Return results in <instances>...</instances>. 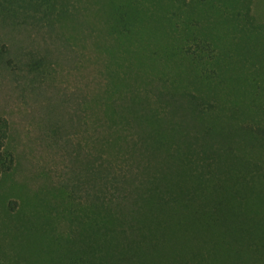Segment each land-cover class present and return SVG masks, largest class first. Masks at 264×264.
<instances>
[{
    "label": "trees",
    "instance_id": "1",
    "mask_svg": "<svg viewBox=\"0 0 264 264\" xmlns=\"http://www.w3.org/2000/svg\"><path fill=\"white\" fill-rule=\"evenodd\" d=\"M0 264H264V0H0Z\"/></svg>",
    "mask_w": 264,
    "mask_h": 264
}]
</instances>
